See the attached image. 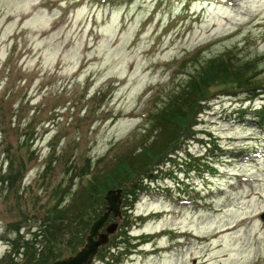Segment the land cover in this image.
Wrapping results in <instances>:
<instances>
[{"label": "rangeland", "instance_id": "rangeland-1", "mask_svg": "<svg viewBox=\"0 0 264 264\" xmlns=\"http://www.w3.org/2000/svg\"><path fill=\"white\" fill-rule=\"evenodd\" d=\"M226 51L258 62L264 82V0H0V264L26 263L18 247L58 202L75 220L43 264L79 251L116 191L93 190L72 213L90 174L145 163L135 157L157 140L167 93ZM212 91L176 158L203 152L195 142L207 131L219 139L215 168L190 158L177 185L166 181L177 159L143 181L138 172L137 197L123 191L91 264H264V90Z\"/></svg>", "mask_w": 264, "mask_h": 264}, {"label": "trees", "instance_id": "trees-1", "mask_svg": "<svg viewBox=\"0 0 264 264\" xmlns=\"http://www.w3.org/2000/svg\"><path fill=\"white\" fill-rule=\"evenodd\" d=\"M233 53L226 51L223 55L202 61L195 71L188 76L186 83L167 93L165 109L161 108L162 110L156 111L152 119L153 123L158 125L157 128L162 127L159 131L160 133L153 138L157 140L153 141L151 146L147 148L141 146L140 154L135 157L138 161L145 163H136L131 158H123L117 161L113 168L110 169L111 171L109 170L101 176L98 174L92 176L90 174V180L88 181L90 190H87L84 194L82 191L80 196H78V202L75 200L71 202L72 204L69 205L71 212L73 213L74 211L72 206L78 204L81 207V211L85 210L89 198L95 201L97 199L96 195H100L94 193L95 190L98 192L110 189H123V191L130 193L128 194L129 196L136 198L137 189L135 187L137 184L132 178L134 177L135 179L139 172L138 177L142 175L140 180L143 181V179L149 177V173L152 171L157 173L167 163L177 159L175 154L179 152L180 139L184 141L185 138L193 134L190 128L197 124L196 120L202 103L206 104L212 99V89L234 88L244 90V93L248 95L264 90V82L258 78L260 72L258 62L237 58ZM260 95L262 93L258 96ZM256 116L260 122H264V105L256 112ZM194 119L196 120L194 121ZM169 125H171V129L164 130ZM152 129L155 130L156 128ZM210 144H215V141L210 142ZM188 160L192 161L190 158ZM201 162L209 169L210 163L203 161L202 158L193 160V163L196 164ZM16 177L11 176L6 179L9 186L12 185ZM74 201L76 203H73ZM54 207V217L50 220H45L40 226L44 225V228L33 231L32 239L30 241L24 240L23 245L18 247L16 255H21L19 250L24 249L22 256L25 258V264H43V262H47L49 257L47 259L44 253L47 250L50 252L52 241L55 240L54 235L58 231L61 232L60 229L65 226L64 224L71 228L72 221L75 218L73 217L72 220L62 218L68 207H60L59 202ZM41 237L47 239L48 244L43 240L41 241ZM40 243L44 244L41 246L42 248H40ZM126 243L129 244L128 241ZM1 264L12 263L10 260L4 259Z\"/></svg>", "mask_w": 264, "mask_h": 264}, {"label": "water", "instance_id": "water-1", "mask_svg": "<svg viewBox=\"0 0 264 264\" xmlns=\"http://www.w3.org/2000/svg\"><path fill=\"white\" fill-rule=\"evenodd\" d=\"M107 192L104 200L107 204L105 212L100 215L89 227L87 236L85 238L84 245L74 255L63 258L62 260H56L51 264H91L98 248L108 243V236L112 235L117 228V225L105 228V234L100 233L107 222L109 216L113 214L116 218L119 215V209L121 207V194L122 189H114ZM261 219L264 222V214L261 215Z\"/></svg>", "mask_w": 264, "mask_h": 264}]
</instances>
